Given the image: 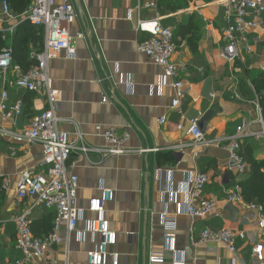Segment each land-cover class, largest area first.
I'll return each instance as SVG.
<instances>
[{
    "label": "crops",
    "instance_id": "1",
    "mask_svg": "<svg viewBox=\"0 0 264 264\" xmlns=\"http://www.w3.org/2000/svg\"><path fill=\"white\" fill-rule=\"evenodd\" d=\"M154 1L80 0L84 17L81 19L76 10L69 30L72 38L83 35L76 39L75 57L68 58L62 51L48 65L53 87L60 93L55 105L58 128L68 134L74 148L67 171L78 178L77 208L84 211L85 220H93L96 216L87 211L89 202L101 198L102 189L111 191L112 200L104 203V218L116 234V245L109 250L119 256L118 264H149L152 253L164 251L163 214L175 221V247L183 253L185 264H255L251 249L254 242H264V233L258 229L257 212L228 201L233 187L243 183L247 175L230 169L224 139L244 125L240 147L255 161L264 162V151L258 147L264 149V122L250 83L254 74L264 76V30L247 33L246 40L238 44V59L231 62L221 56L225 46L224 0H193L190 4L180 0L185 8L164 17L157 10L162 22L183 14L194 15L200 22L195 51L186 40L174 38L172 61L178 72L169 83L181 81L185 93L179 107L172 109L174 89L170 85L157 87L160 69L137 51L146 34L136 30V9L140 7L141 19L154 18L156 12L145 8ZM262 19L264 22V14ZM18 24L12 25L16 29ZM174 24L170 25L173 31ZM11 38L6 46H11ZM21 73L12 66L5 86L8 104L18 100L23 104L16 127L0 117V129L13 135L20 134L33 116L46 109L42 93L13 86ZM161 118H165L164 124L158 123ZM192 119L199 120L203 133L200 144L186 133ZM109 129L119 137L127 136L121 144L125 153L110 155L106 151L109 145L103 135ZM81 143L87 153L77 150ZM22 170L47 173L41 146L0 135V264L22 258L15 247L12 219L34 202L16 197ZM195 172L209 177L203 197L215 201L216 213L192 220L185 215L181 188L186 175ZM53 216L52 210L36 206L29 221L39 233L49 229ZM83 226L80 221L76 229ZM208 228L241 231L246 239L237 241L234 255L212 242L195 245ZM59 237L60 244L52 245L36 264H88L87 252L96 247L97 237L88 235L79 243L72 235L67 237L65 230ZM172 258L165 252L163 264H171Z\"/></svg>",
    "mask_w": 264,
    "mask_h": 264
},
{
    "label": "built area",
    "instance_id": "2",
    "mask_svg": "<svg viewBox=\"0 0 264 264\" xmlns=\"http://www.w3.org/2000/svg\"><path fill=\"white\" fill-rule=\"evenodd\" d=\"M190 4L193 0H182ZM224 20L226 27L222 32V41L225 46L221 56L228 61L238 59V44L246 40V35L252 30L263 29L264 22V0H224ZM157 3H147L146 9L156 12L154 18L141 19L137 10L136 30L144 32L146 38L137 44V51L148 57V59L160 69L158 88L170 85L174 89V98L171 101V108L177 109L185 93L181 81L173 79L178 66L172 61L175 52L173 29L162 24V17L157 14ZM77 12L72 0H31L28 9L20 16H16L10 9L9 4L0 0V32L3 36L12 35L15 26L12 24L26 21L32 26L42 27L44 33L43 51L32 55L35 65L27 72L21 73L15 79L13 86L17 89L32 93H42L46 99V109L36 116H33L29 124L22 129L20 134L13 135L11 132L0 129V135L12 136L16 141L24 140L28 144H39L42 148V165L47 166L46 174H33L29 170H22L19 173L15 192L18 200L31 198L34 200L31 206L24 208L22 213L12 219L16 227L15 247L21 253L22 258L9 264H36L42 259L46 251L52 245H59L61 239L60 231L65 230L67 237L71 235L79 243L85 241L86 236L97 237L96 247L87 252L88 264H111L119 263V256L110 253V248L116 245V234L113 232L108 221L104 218V203L112 200L111 191L102 189L101 198L89 202L87 211L96 216L93 220L84 219V211L77 208L78 178L67 171V162L70 158L73 145L69 142L68 134L59 130V119L55 116V105L59 100V91L53 87L52 80L48 74L49 63L56 59L57 54L65 52L68 58L73 59L76 54V39L83 38L78 34L75 38L70 36L69 30L76 20ZM128 19H131L130 14ZM5 27V28H3ZM249 50V49H248ZM12 47L6 46L0 51V117L8 120L13 127H16V118L22 113V101L18 100L8 104V93L5 89L10 71L12 70ZM264 70V66H263ZM104 101V100H103ZM165 118L159 119V124H164ZM244 125L237 127L236 133L224 139L228 145L230 169L237 174L245 173V163L239 154L240 138L243 135ZM181 130L182 126L179 125ZM195 144L203 141V133L199 126L198 119L188 121L186 129ZM264 138V127L261 131ZM109 147L106 151L110 155H121L125 150L121 148L126 135L119 137L114 129H109L103 135ZM81 139V135H79ZM81 153H87L88 149L81 143L77 148ZM209 182V177L204 173H189L182 183L181 192L185 200V215L192 220L215 215L216 203L213 200L203 197V191ZM7 189V185H3ZM168 188L166 189V192ZM230 203L244 205L248 210L259 214L258 229L264 233V207L255 203H246L239 185H236L228 195ZM36 206H43L54 212V219L51 233L38 239L32 235L29 217ZM83 222L82 230H77L78 222ZM161 227L164 238V251L152 253L149 264H163L165 252L172 255L171 264H185L183 253L175 247L176 224L174 219H169L166 214L161 216ZM246 239L245 233L227 229L212 230L205 229L200 234L195 245H202L208 242L225 248L230 254L236 253L238 240ZM252 258L255 264H264V242H254L251 249Z\"/></svg>",
    "mask_w": 264,
    "mask_h": 264
},
{
    "label": "trees",
    "instance_id": "3",
    "mask_svg": "<svg viewBox=\"0 0 264 264\" xmlns=\"http://www.w3.org/2000/svg\"><path fill=\"white\" fill-rule=\"evenodd\" d=\"M9 4L11 11L16 15H22L29 7L31 0H4ZM185 3L180 0H159L157 10L159 15L169 16L185 8ZM176 20H178L176 22ZM174 24L173 35L176 39L186 40L191 49L195 51V45L198 41V31L200 22L195 20L194 15L183 14L177 18H167L163 20L162 24L165 27H170ZM171 28V27H170ZM11 36L4 37L0 32V51L6 47L7 40ZM12 47V64L17 66L22 73L27 72L32 66L35 65V59L32 55L39 54L43 51L44 33L42 27H35L26 21H20L15 29L11 38ZM174 42V41H173ZM255 95L257 97L258 105L262 120L264 122V76L263 74H254V78L250 79ZM241 144V143H240ZM245 163V173L247 179L239 185L241 194L244 200L248 203H255L264 207V172L262 171L264 162L260 163L253 159L252 154H249L245 149L240 147L239 151ZM54 219V216H53ZM52 219V221H53ZM52 225L48 230L40 231L37 233L35 228L30 224L32 235L35 238L43 239L48 236L52 231Z\"/></svg>",
    "mask_w": 264,
    "mask_h": 264
},
{
    "label": "water",
    "instance_id": "4",
    "mask_svg": "<svg viewBox=\"0 0 264 264\" xmlns=\"http://www.w3.org/2000/svg\"><path fill=\"white\" fill-rule=\"evenodd\" d=\"M73 3H74L76 10L78 11L79 17L82 19L84 17V13L80 5V0H73Z\"/></svg>",
    "mask_w": 264,
    "mask_h": 264
},
{
    "label": "rangeland",
    "instance_id": "5",
    "mask_svg": "<svg viewBox=\"0 0 264 264\" xmlns=\"http://www.w3.org/2000/svg\"><path fill=\"white\" fill-rule=\"evenodd\" d=\"M5 37V36H4ZM258 147H259V151L260 152H263L264 151V149H262L261 147H260V145H258ZM263 148H264V145H263Z\"/></svg>",
    "mask_w": 264,
    "mask_h": 264
}]
</instances>
